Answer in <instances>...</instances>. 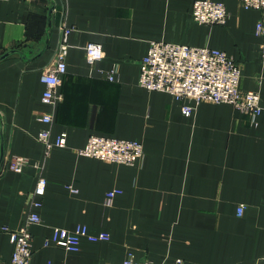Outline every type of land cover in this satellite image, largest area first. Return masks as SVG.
I'll use <instances>...</instances> for the list:
<instances>
[{
	"label": "crops",
	"instance_id": "obj_1",
	"mask_svg": "<svg viewBox=\"0 0 264 264\" xmlns=\"http://www.w3.org/2000/svg\"><path fill=\"white\" fill-rule=\"evenodd\" d=\"M195 1L0 0V264L13 253L3 229H19L30 212L41 218L30 226L31 264H264V110L253 119L231 104L138 84L152 41L218 49L240 66V91L259 92L264 108L261 12L214 0L229 19L203 25L193 18ZM65 29L67 71L51 132L52 140L66 133L67 147L46 158L37 136L51 108L41 77ZM90 43L105 53L95 64ZM93 135L139 141L144 156L130 166L78 155ZM14 156L30 160L21 173L8 167ZM40 174L47 191L32 199ZM115 189L122 193L110 203ZM78 225L110 239L84 238L78 252L52 242L54 229Z\"/></svg>",
	"mask_w": 264,
	"mask_h": 264
},
{
	"label": "built area",
	"instance_id": "obj_2",
	"mask_svg": "<svg viewBox=\"0 0 264 264\" xmlns=\"http://www.w3.org/2000/svg\"><path fill=\"white\" fill-rule=\"evenodd\" d=\"M241 1L244 7L261 12L256 34L261 38V57L264 62V0ZM192 15L196 22L203 25H225L229 19L226 6L214 0H196L193 4ZM70 32L71 29H65L59 51L42 71L41 79L45 85L42 102L49 106L51 111L39 117L44 128L39 132L37 140L44 145L46 158L50 156L52 149L67 147V134L62 133L52 140L51 127L54 123L55 112L63 100L59 89L62 85V77L67 71L66 51ZM86 55L90 64H95L105 57L102 45L97 43H90L86 46ZM139 65L138 84L150 92H166L177 99H192L197 103L208 101L231 104L253 119H256L264 110L259 92L242 93L240 91L241 68L222 50L152 41L147 55ZM113 78V75L109 76L110 80ZM191 112L192 107H183L184 115L189 116ZM76 153L108 163L133 166L143 158L144 147L136 140L93 135L88 139L86 147L77 149ZM28 165H30V160L26 157L14 156L8 159L9 169L17 173H21ZM34 167L43 169L39 163H36ZM47 185V179L40 174L32 193V199L43 197L46 194ZM121 193L120 189L108 192L107 201L111 203L113 198ZM31 206L38 207L40 202L32 201ZM244 210L245 207L240 206L238 214L242 215ZM40 222V216L30 212L19 229L13 231L3 229L10 234L13 244L12 258L7 264H31L33 237L30 226ZM84 238L91 242H99L109 240L110 236L105 232L91 234L87 226L78 225L73 231L54 229L52 242L63 246L70 252H78ZM120 264L156 263L148 260L135 262L129 259ZM175 264H182V261L178 259Z\"/></svg>",
	"mask_w": 264,
	"mask_h": 264
},
{
	"label": "water",
	"instance_id": "obj_3",
	"mask_svg": "<svg viewBox=\"0 0 264 264\" xmlns=\"http://www.w3.org/2000/svg\"><path fill=\"white\" fill-rule=\"evenodd\" d=\"M14 52H16V51H12V52H10V53H14ZM8 55H9V54L4 55L2 58L6 57V56H8Z\"/></svg>",
	"mask_w": 264,
	"mask_h": 264
},
{
	"label": "trees",
	"instance_id": "obj_4",
	"mask_svg": "<svg viewBox=\"0 0 264 264\" xmlns=\"http://www.w3.org/2000/svg\"><path fill=\"white\" fill-rule=\"evenodd\" d=\"M17 52V51H16Z\"/></svg>",
	"mask_w": 264,
	"mask_h": 264
}]
</instances>
